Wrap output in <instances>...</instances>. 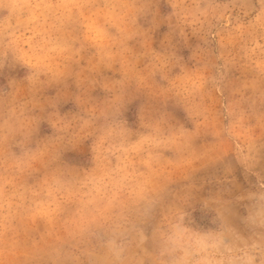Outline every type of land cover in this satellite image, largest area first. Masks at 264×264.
<instances>
[{
    "label": "rangeland",
    "instance_id": "rangeland-1",
    "mask_svg": "<svg viewBox=\"0 0 264 264\" xmlns=\"http://www.w3.org/2000/svg\"><path fill=\"white\" fill-rule=\"evenodd\" d=\"M0 264H264V0H0Z\"/></svg>",
    "mask_w": 264,
    "mask_h": 264
}]
</instances>
